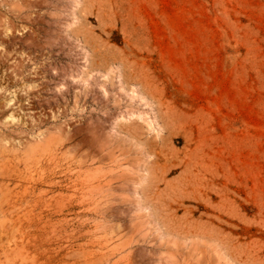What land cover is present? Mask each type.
I'll return each instance as SVG.
<instances>
[{"label":"rangeland","instance_id":"obj_1","mask_svg":"<svg viewBox=\"0 0 264 264\" xmlns=\"http://www.w3.org/2000/svg\"><path fill=\"white\" fill-rule=\"evenodd\" d=\"M0 264H264V0H0Z\"/></svg>","mask_w":264,"mask_h":264}]
</instances>
